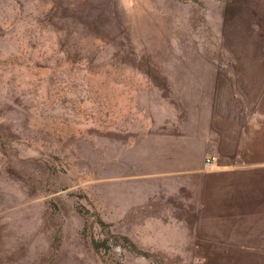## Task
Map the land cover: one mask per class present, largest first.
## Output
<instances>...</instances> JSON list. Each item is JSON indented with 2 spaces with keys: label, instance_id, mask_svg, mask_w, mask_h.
Masks as SVG:
<instances>
[{
  "label": "rangeland",
  "instance_id": "1",
  "mask_svg": "<svg viewBox=\"0 0 264 264\" xmlns=\"http://www.w3.org/2000/svg\"><path fill=\"white\" fill-rule=\"evenodd\" d=\"M263 69L264 0H0V264H205L165 161Z\"/></svg>",
  "mask_w": 264,
  "mask_h": 264
},
{
  "label": "crops",
  "instance_id": "2",
  "mask_svg": "<svg viewBox=\"0 0 264 264\" xmlns=\"http://www.w3.org/2000/svg\"><path fill=\"white\" fill-rule=\"evenodd\" d=\"M213 90L162 174L177 185L171 204L182 247L205 264H264V98Z\"/></svg>",
  "mask_w": 264,
  "mask_h": 264
}]
</instances>
